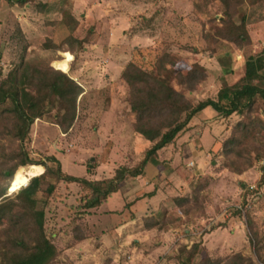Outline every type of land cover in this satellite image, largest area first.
<instances>
[{
    "label": "rangeland",
    "instance_id": "rangeland-1",
    "mask_svg": "<svg viewBox=\"0 0 264 264\" xmlns=\"http://www.w3.org/2000/svg\"><path fill=\"white\" fill-rule=\"evenodd\" d=\"M203 1L196 0L198 5ZM41 4L44 10L38 9ZM62 11L75 22L65 26ZM222 11L216 1L195 13L193 0H27L23 6L0 0L1 77L25 49L31 62L66 71L82 89L75 120L66 133L60 131L63 122L54 111L32 123L24 143L28 158L38 163L53 156L63 174L87 181L136 166L151 144L131 130L133 118L126 86L119 78L121 70L131 62L148 71L161 54H172L179 58L176 71L184 73L192 63L205 70V79L192 91L172 81L184 99L191 103L214 99L221 87L239 82L244 54L256 56L264 50V2L244 13L234 10L235 22L244 15L250 39L243 52L223 39ZM69 36L84 40L73 56L65 46L55 53L44 49L49 43L61 46ZM251 117L262 122L254 133L257 139H247L245 129L235 149V156L251 161L248 168L240 169L235 157L221 156V142L230 128L236 122L246 128V121L235 114L221 118L206 108L149 160L142 177H126L96 209L76 210L79 187L59 182L56 198H48L44 210L45 233L53 235L58 251L51 264H180L178 250L192 244L198 253L191 264H202L204 258L228 264L234 255L245 259L236 261L240 264H263L264 103L256 102ZM16 145L8 139L0 141L7 152ZM41 168L43 172L38 165L17 170L37 176ZM172 171L182 184H172ZM18 176L22 177L19 172ZM15 189L13 184L8 194ZM180 196L187 202L177 208L172 198ZM150 210L154 216L165 214L159 230L144 229ZM15 212L30 226L26 212ZM73 227L83 234L82 240L73 238Z\"/></svg>",
    "mask_w": 264,
    "mask_h": 264
},
{
    "label": "trees",
    "instance_id": "trees-1",
    "mask_svg": "<svg viewBox=\"0 0 264 264\" xmlns=\"http://www.w3.org/2000/svg\"><path fill=\"white\" fill-rule=\"evenodd\" d=\"M4 1L17 6L27 3V0ZM210 1L223 6V39L243 52L250 45V39L244 15L237 18V23L233 20L234 10H243L244 13L247 7L264 0H205L199 5L193 0L194 12L201 13ZM44 8V4L38 6L39 10ZM61 20L65 26H68V22H75L66 11L61 12ZM83 42V39L69 36L60 43L61 46L49 43L44 45V49L55 53L65 46L69 56H73L75 50L83 48ZM49 59L51 62L55 61L53 58ZM178 59L172 54L163 53L155 59L148 71L131 62L121 70L119 78L126 86L127 104L133 118L131 130L151 145L144 151L136 166L116 169L110 178L95 181L63 174L53 156L46 157L45 162L33 163L24 148L32 123L51 111L55 112L54 117L62 120V133L71 128L75 120L76 101L82 93L81 87L62 70L31 62L25 49L6 74L2 77L0 74V141L8 139L17 143L15 149L9 152L0 148V264H51L58 251L51 241L53 235L45 233L44 210L47 208V199L54 200L57 196L56 185L61 181L76 184L79 196L74 208L82 212L96 209L118 191L126 177L136 178L142 175L149 160L169 145L187 128L193 117L206 108L221 118L235 114L246 121V128L240 122L230 128L229 135L221 142V156L223 159L237 158L240 169L250 166L251 161L239 154L235 156V149L240 141L239 136L245 129L247 139L254 140L257 139L255 130L262 124L259 119L251 117V113L256 102L264 103V50L256 56L244 54L238 83L226 84L216 92L214 99L207 98L196 103L184 99L171 83L173 81L177 86L192 91L195 85L205 79V70L197 63H192L184 73L176 71L174 66ZM48 163L53 164L54 168L48 166ZM36 165L43 167V172L30 178L16 193L8 194L11 186L18 181L17 168ZM153 191L147 196H151ZM172 200L177 208L187 202L181 196ZM15 209L26 212L32 221L30 226ZM164 215H149V219L143 220L144 229L159 230ZM71 233L77 241L84 238L78 227H73ZM197 248L196 244L187 249L185 246L181 247L176 255L180 264H191L198 253ZM182 255L184 257L180 258ZM256 257L263 263L258 255ZM229 259L228 264L245 261L239 255ZM202 264L223 262L221 259L204 258Z\"/></svg>",
    "mask_w": 264,
    "mask_h": 264
},
{
    "label": "bare ground",
    "instance_id": "bare-ground-1",
    "mask_svg": "<svg viewBox=\"0 0 264 264\" xmlns=\"http://www.w3.org/2000/svg\"><path fill=\"white\" fill-rule=\"evenodd\" d=\"M35 170H39V169L36 168ZM19 173H20V175H22V177L18 176V181H17V183L14 184L16 189L23 187L30 178L35 177V175L33 173H29V174L27 173L26 174L25 171H23V170H20ZM41 173H42V168H41L40 173L37 174V176L40 175Z\"/></svg>",
    "mask_w": 264,
    "mask_h": 264
},
{
    "label": "crops",
    "instance_id": "crops-1",
    "mask_svg": "<svg viewBox=\"0 0 264 264\" xmlns=\"http://www.w3.org/2000/svg\"><path fill=\"white\" fill-rule=\"evenodd\" d=\"M63 72H66V71H63ZM195 116H196V115H195ZM192 120H193V119H192ZM192 120H191V122H192ZM189 126H192V123H190V124L188 125V127H189ZM174 173H175V171H174V172L172 171V172L169 174V176H170V177H169V180L173 177ZM142 174H143V173H142ZM140 176H141V175H140ZM138 177H139V176H138ZM141 177H142V176H141ZM141 177H140V178H141ZM136 178H137V177H136ZM183 179H184V178H182V180H183ZM175 180H176V178L173 177V182H172L173 185H177V184H178L179 179H178V181H177V180L175 181ZM123 181H124V180H123ZM123 181H122V182H123ZM142 181H144V179H143ZM131 183L135 184V183H138V182H135V181H134V182H131ZM145 183L147 184V182H145ZM179 184H182V183H180V181H179ZM184 184H185V183H184ZM147 186H148V184H147ZM169 187H170V186H168L167 189H168ZM170 189H171V188H170ZM149 193H150V192H149ZM159 193H160L161 195H163L162 192H159ZM102 204H103V203H102ZM147 208H148V205H147ZM134 210H135V208H134V206H133V212H134ZM148 212L151 213V214H153V213H152V212H153L152 210H150V211H148ZM124 225H125V224H124ZM149 231H150V230H149ZM116 232H117V231H116ZM115 234H116V233H115ZM113 235H114V234H112V236H113ZM116 236H117V235H116Z\"/></svg>",
    "mask_w": 264,
    "mask_h": 264
},
{
    "label": "built area",
    "instance_id": "built-area-1",
    "mask_svg": "<svg viewBox=\"0 0 264 264\" xmlns=\"http://www.w3.org/2000/svg\"><path fill=\"white\" fill-rule=\"evenodd\" d=\"M260 165L264 167V157L262 158L261 162H260ZM187 166H190L187 164ZM251 189V188H250Z\"/></svg>",
    "mask_w": 264,
    "mask_h": 264
},
{
    "label": "water",
    "instance_id": "water-1",
    "mask_svg": "<svg viewBox=\"0 0 264 264\" xmlns=\"http://www.w3.org/2000/svg\"><path fill=\"white\" fill-rule=\"evenodd\" d=\"M9 193V192H8Z\"/></svg>",
    "mask_w": 264,
    "mask_h": 264
}]
</instances>
